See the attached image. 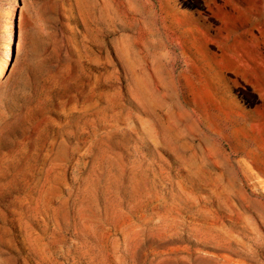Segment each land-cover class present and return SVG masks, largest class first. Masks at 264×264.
<instances>
[{"label": "rangeland", "instance_id": "rangeland-1", "mask_svg": "<svg viewBox=\"0 0 264 264\" xmlns=\"http://www.w3.org/2000/svg\"><path fill=\"white\" fill-rule=\"evenodd\" d=\"M0 264H264V0H0Z\"/></svg>", "mask_w": 264, "mask_h": 264}, {"label": "bare ground", "instance_id": "bare-ground-1", "mask_svg": "<svg viewBox=\"0 0 264 264\" xmlns=\"http://www.w3.org/2000/svg\"><path fill=\"white\" fill-rule=\"evenodd\" d=\"M12 38V37H11Z\"/></svg>", "mask_w": 264, "mask_h": 264}]
</instances>
